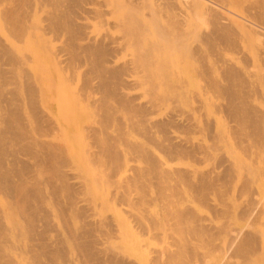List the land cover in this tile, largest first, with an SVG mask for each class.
Instances as JSON below:
<instances>
[{
    "label": "bare ground",
    "instance_id": "1",
    "mask_svg": "<svg viewBox=\"0 0 264 264\" xmlns=\"http://www.w3.org/2000/svg\"><path fill=\"white\" fill-rule=\"evenodd\" d=\"M85 1L86 0H52L53 10H52V12H50L51 14L48 15V17L50 16L49 17L50 21L47 19L49 23H47V22L46 23L49 25V27L51 28L52 31L55 30V33H56V31L61 32L63 30L62 32L65 34L66 33L65 30H66L67 31L66 35L69 34L68 35L69 39H67L68 42H67V46L65 48L61 47V49H57L54 52L53 51L51 52V50H50L49 53L50 52L52 53V56H51V54H50V56H51L53 62L55 61V64L54 63H51V64L58 66V67H56V69H57V71L60 70V74H62L63 72H65L69 69L72 70L73 68H71V67H73V65H75L76 61L79 60V63H80V61H82V62L84 61V63H86L87 70H85V71H88V69L90 71L88 73L84 72L85 76L90 74V73L91 74L93 73L94 75L97 74L98 78L100 77L99 81H101L100 82L101 84H98L99 82H97V81L96 82H97L98 86L100 85L99 88L102 90L104 98L101 95L103 98V102H101V103H103V106H102V104H100L102 106V108L98 107V108L102 109V111L99 110L100 113L102 112V114L99 115L98 113H96L97 118L99 119L98 122H96L95 124H90V125H86V124L82 125L84 122L83 123L79 122L78 124H76V126H74L75 123L79 120V119L77 120L78 116L77 117L74 116V119H72L73 118L72 117L71 122H68L69 125H67L68 123L66 124V121L69 120L70 116H73V114L75 112L77 113L81 109V106H78V104H79L78 102L79 101L82 102V100L80 99L81 98L80 96H83L84 89H86L87 87H88L87 89H89V83H91L93 81V80L90 81L92 79V78L90 79V76H88V77L86 76V78L83 80V84L79 88V93L77 94V96H79L78 102H75L73 108H71L72 111L68 112L67 116H65L66 112L64 113L63 110L58 111L57 113H55L56 111L54 113H52L51 110L53 111V108L49 109V106H48L50 101L47 100V103H48V104L46 103L47 106L42 103V100H41L42 98L44 99V98L48 97V99H50L49 96L47 95V93L45 92L47 89L45 90L43 88V85H42L43 82L41 83V85H39L40 82H39V84L37 83L38 86L37 85L34 86L33 84H31L32 82L31 83L25 82V84H27L25 86V88L27 87V90H28L27 94H29V98H28L29 102H27V103H29V105L32 107L31 113L33 111L34 113H32V114H34V116H36L35 119L37 120V126H38L37 129H39V132H42V133H38V136L35 135L37 137L41 136L38 139H36L37 137L34 138L35 136L31 137L32 134L26 133V132L29 133V131H28L29 129L26 131L25 130L26 126H24V125H27V124H24V122L26 120L25 119H24L25 121L22 120L23 117H21V115H20V110L18 109V107L15 106L16 104L14 103V101H15L14 97H19L20 94L16 96L15 94L12 93L11 90H9L10 92H4V93L2 91L0 92V193L2 194V197H3L2 200H0V264H66V261L68 259H69L68 260L69 262H67V263H69V264H208V261H210V257L214 251H219L221 253V256L223 259V264H254L255 252H256L255 250H259V248L255 249V246L257 247V245H256L257 244L256 243L257 238L255 240V235H256L255 229H248L247 227H246L247 229L243 228L244 224L242 227H239V226H241L239 224H238L239 226H236L237 224L234 226L233 225L234 223H232V221H234L233 219L238 215L237 213H239V215H238L239 217L241 215L244 217L243 219L244 220L247 219V221H251V220H254L253 218H256L255 214L257 212L255 213V197L254 196L257 195V192L255 193L254 187L256 184L254 185V183H255V174H256L255 172L258 171L257 170L258 167H256V164H258V163L255 164V161L258 159L257 158L258 154H259V156H261V159L264 158L263 152L257 151V150H260V148L262 150V147L264 145V143H261V142H264V129L262 130L261 129L262 127L260 126V124L264 123L263 122L264 119L262 120L264 115L259 114L260 112L257 110L256 107H255L256 108V110H255V108H253V106L250 105L251 103L248 104L249 103L248 100L244 99L245 102H248V103H245V102H243L244 101L243 99L238 100V98H235L239 95L240 92L236 93L238 91L235 92V90L233 88L230 92L232 93L233 90H234V92L231 94L228 91V89L225 88V86L228 87V84H229V88H230L231 82L228 81L229 77L232 78L235 75L234 72L231 71V69L228 70L229 69L228 68V69H226L228 71H223V70L222 71L225 72V74L228 77V79H227V77H224L227 79V82H228L226 85L224 84V89H227L226 91L231 96L227 93L229 98L227 99L228 100V102H226L227 104L226 105L224 104V105L226 106L225 110L227 111V115L229 117H231L230 122L231 123L233 122V124L227 125L223 122L225 125H222V126L225 127L227 125L225 131L215 130L216 128H212L216 123L214 122L213 119H211L209 116H207V114H205L206 117H204V120H202L203 123H201L200 119L201 118L203 119V117H201L199 115L200 119H197V117H199L198 116L199 113L196 114L197 109H200V108H197L196 111H194V112H196L194 114H193V110H195V108L190 110V112L189 111L187 113L184 112L186 114V117H183L185 115V114H182L183 112H181V114H179V113H177V109H174L175 111L173 109H171L174 111V113L169 111L170 114L167 113L164 116H159V118L156 117L154 119V117H155L154 113L156 111H154V110H153L154 112L151 111V112H153V114H154L153 115L150 112L149 108H152V107H154V109L159 108L158 103H160L161 101L157 102L154 100H161L162 97H164L162 99L165 100L166 98H168L167 96L170 97L171 95H173V97L172 96L170 97V100L172 102V98H175L174 96L176 95L175 94L176 91H175V93L173 92V90H175V88H173L174 85H170V83H169V85L164 84L167 87H165V89H164L165 91L163 92L164 94H162L163 96L161 97L160 95H158V96H160L159 99H157L158 96H156L155 99L152 98V101L155 102L154 104H157L156 107L153 104V102L149 101V99L147 101L152 103L153 106L148 105V104H150L149 102L147 104H146V102L139 103L137 101V99L140 97L139 96L140 93H139V95H137L136 92L133 93L131 90H129V88H131V86L134 87L135 85H137L135 79H132L129 77L124 78V76H123L124 73H125L124 75H126V71L128 70V67H126V69H125V67H120L121 64H119V67H117L116 65H118V64L115 65L114 64L115 62L112 60L115 58V57L113 58V54L115 52V49H117L116 45L118 44V47H120L119 46L120 43L118 41L120 39L117 38L116 39L117 41L115 40V38L112 39L116 43L115 46H113L114 42L110 40L111 39L110 35H109L110 39L108 40V39H105V37H103V34H101V37H102L101 39H97L100 35H98V37H95L97 35H92L94 37H91V33L89 35L83 34L84 31H86V30H84L86 27V24H85V26H84V24H83V26H80L81 23H83V22H82V20H81V23L79 21L77 22V19L79 20V18H77V17L80 16V18L83 19L81 14L82 13L85 14V12H87L86 10L82 12V9L80 8ZM199 1L197 0V3H199V5H200V3H202V2H199ZM19 2L21 3L20 6L21 5L23 6L25 1L19 0ZM26 2H27V0H26ZM48 2L49 1H47V3ZM132 2L135 3L134 1H131V3ZM192 2H195V0H193ZM8 3H9V1H8ZM138 3H140V2H138ZM138 3H137V5H134V6L137 7ZM172 3H175V2L172 1ZM178 3L180 4V6H182L181 4L183 3V0L181 3L180 2H178ZM84 4H88V3H84ZM176 4H177V2H176ZM187 4L189 5L188 7H190V4L188 2H187ZM6 5H8V4H6ZM11 5H12V2H11ZM13 5H14V3H13ZM103 5H105V4H103ZM130 5L132 6L133 4H130ZM130 5H128L129 10L131 8ZM140 5H141V3H140ZM162 5H163V3H162ZM183 5L185 6L186 4H183ZM194 5L197 7H200L199 5H197L195 3H194ZM202 5L205 6V8H207L206 11H207L208 15L210 16L208 18V20H210V18H211V22H212L211 26H213L210 29V30H212L211 31L212 33H210L209 35H211V37H212V35H214V34H218V35H219V33L222 34V31L225 29V22L224 21L227 20L226 14L223 15L224 12L221 9L220 10L222 12L215 9L216 7H214V6L213 7L210 6L211 8H209V6L204 5V3ZM202 5H201V11H203V10L205 11V9L202 8ZM20 6L14 5V6L8 7V8L5 7L6 9L3 8L4 9V12H3L4 17L2 16V18H5V20L7 22V23L6 22L5 23L7 24V27H9L11 34H13L15 36V38L17 36L18 40H19V37H22L24 39L23 36L25 34L27 35V33H29L28 32L29 29H26L29 26L27 25L26 22H25L26 24L23 22L24 21L23 18L25 16V13H24L25 11L23 10L24 8L22 9ZM87 6H89V5H87ZM100 7H101V5H100ZM136 7H135V9H136ZM85 8H87V7H83V9H85ZM111 8H112V6L110 5V7L108 6L104 10L101 9V11H99L96 8V10H94V11H98L95 13H98L99 15L101 14L99 17H101V16L103 17L104 15L107 16V14L109 12L111 13V11H110ZM77 9H79L81 11V12L79 11L81 14L78 15ZM131 9H134V8H131ZM170 9H172V8H170ZM170 9L168 10L169 13H170ZM176 9H178V7ZM179 9L181 10V7ZM196 9H199V8H196ZM250 9H252V8H250ZM27 10H28V8H27ZM91 10L93 11V9H91ZM155 10H156V8H155ZM130 11L131 12H129V13L133 12V10H130ZM156 11H159V10H156ZM173 11H175V10H173ZM126 12H127V10H126ZM151 12H154V9H152ZM26 13H27V11H26ZM157 15L159 16L160 14H157ZM175 16H176V14H175ZM151 17H153V16H151ZM159 17H157V18H159ZM122 18H124V17H122ZM136 18H138V17L136 16ZM150 19L151 18H149V20ZM128 20H130V18ZM136 20H138V19H136ZM152 20H153V18H152ZM103 21L105 22V20H103ZM124 21H125V19H124ZM150 21H148V22H150ZM172 21H174V20H172ZM104 22L102 24H104ZM129 22H131V21H129ZM135 22H134V24H136ZM228 22L229 21H227V24H226L227 26L230 24V23L228 24ZM122 23H124V22L122 21ZM140 23H139V25H141ZM154 23L156 24L155 21H154ZM47 24H45L43 26L48 27ZM129 24H125L126 26L123 25L124 27H122V28H125V27L128 28L127 25H129ZM147 24H149V23H147ZM150 24H151V22H150ZM142 25L145 26L146 23L144 24L142 22ZM157 25H158V23L156 24L155 28L159 27ZM143 26H141V27H143ZM147 26H149V25H147ZM181 26L183 27V25H181ZM82 27H84V28H82ZM150 27H151V25H150ZM182 27L179 26L178 28H182ZM131 28H133V27L131 26ZM228 28L230 29L231 27H228ZM105 29H106V27H105ZM133 29H134L133 32H136L137 26H136V29H135V27ZM151 29L152 28H150V30ZM158 29H160V28H157V30H156L157 32H158ZM229 29H227V30H229ZM145 30H146V28H145ZM148 30H146L147 32H143V33H149L150 30H149V32H148ZM164 30L162 31L163 33H164ZM175 30H176V28H175ZM175 30L174 31L172 30V32H175ZM181 30H179V31H181ZM156 31H155V33H157ZM179 31H177V32L179 33ZM151 32H152V30H151ZM162 32L160 33V36H161ZM63 33H62V35H64ZM143 33H140V34H143ZM227 33H225V34H227ZM11 34H10V36H11ZM86 34H88L87 31H86ZM187 34H189V33H187ZM83 35L85 36V38L83 37ZM144 35H147V34H144ZM151 35H153V33ZM173 35H174V33H173ZM209 35H208V37L210 38ZM227 35H229V34H227ZM86 36L87 37L90 36L91 38H86ZM124 36H125V34H124ZM232 36L228 37V39L232 38ZM11 37H13V36H11ZM107 37L108 36H106V38ZM121 37H122V35H121ZM126 37L127 36H125V40L127 39ZM136 37H138V36H136ZM136 37L134 36L135 40L138 39ZM139 37H140V35H139ZM148 37H150V35ZM162 37H164V36H162ZM165 37H166V35H165ZM172 37L173 36H171V38ZM223 37L224 36H221V38H223ZM157 38H159V37H157ZM178 38H179V36H178ZM213 38H214V36H213ZM132 39H129V40L132 41ZM80 40H82V41L84 40V42H81ZM210 40H211V38H210ZM214 40H215V38H214ZM229 40L233 41V39H229ZM128 41H126L125 43H127ZM140 41H142V40H140ZM146 41H148V40H146ZM158 41L159 40H156L155 42H158ZM212 41L213 40H211V42ZM215 41H213V42H215ZM217 41H218V39H217ZM236 41H238V40H236ZM152 42H153V40H152ZM10 43L14 45V43L12 42V40H10V38L5 39L4 37L2 38V36H0V83H1V80L2 81L4 80V83H5L6 79L10 78L8 76V74L11 73V69H13V67L16 68V66H18V65L20 66L21 64H24V62L27 61L29 58H30V60L34 59V55H30L28 58V57H26V54H25V57H23L24 56V54H23L22 55L23 58H22L21 55L18 53L16 54L15 50L13 49L15 45L11 46ZM143 43H145V42H143ZM148 43H149V41H148ZM151 43H150V46H151ZM65 44H64V46H65ZM140 44H141V42H140ZM157 44L159 45V42ZM231 44H232V42H231ZM121 45H123V43H121ZM207 45H208V42H207ZM139 46H142V45H139ZM176 46H178V45H176ZM185 46L187 47V44ZM235 46L237 47V45H235ZM58 48H60V47H58ZM45 49L46 48H44V50ZM207 49H208V46H207ZM136 50H137V48H136ZM178 50H180V49H178ZM192 50H193V48H192ZM192 50H190L191 53H193ZM186 52H188V51H186ZM37 53H39V52L37 51ZM150 53L151 54H149V55H152V51ZM199 53L200 52H198V54ZM218 53H219V51H218ZM82 54L84 56H82ZM140 54L143 55V53H140ZM186 55H188V53ZM146 56H148V54ZM141 57H139V59L137 57V59L139 61L138 63L140 65H142L145 61H147V60H145V57L143 60ZM146 58L148 59L149 57H146ZM82 59H84V60H82ZM135 60H134V64L136 63ZM215 60H217V59H215ZM142 61H144V62L141 64ZM224 61H225V58L223 59V62ZM214 62H216V61H214ZM87 63H89V66H90V67L88 66L89 68L87 67V65H88ZM130 63H131V61H130ZM148 63H146V64L148 65ZM76 64H78V63H76ZM123 65L129 66V65H127V63L123 64ZM150 65H151V63H150ZM81 66H83V65H81ZM218 66H220V65H218ZM234 66H235V64H234ZM234 66H231V67H234ZM137 67H138V65H137ZM140 67H142V66H140ZM143 67L141 69H143ZM228 67H230V66H228ZM76 69H75V71H76ZM70 70L67 73L71 72ZM232 70H233V68H232ZM24 71H25V69H24ZM238 71H240V70H238ZM72 72H74V71L72 70ZM235 72H237V70ZM241 73H243V71ZM28 74H30V73H28ZM60 74L55 77V78L61 77L60 79H58L59 82L58 81H56V82L53 81V82H55L56 84H57V82L61 83V84L63 83L64 87H66L67 86L65 83L66 80L68 81L71 78L69 77L70 79H66V78H68V76L66 74L63 73L61 76H60ZM69 75H70V73H69ZM248 75H249V73H248ZM257 75H259V74H257ZM127 76H131V75H127ZM201 76H202V74H201ZM221 76H222V74H221ZM242 76H243V74H242ZM242 76H240V77H242ZM245 76L247 77V74L244 75V77ZM250 76H252V75H250ZM250 76H248V77H250ZM30 77L31 78L33 77L32 73L27 78H30ZM37 77H38V75H37ZM146 77H148V75ZM248 77H247V79H249ZM81 78H83V77H81ZM206 78H208V77H206ZM10 79H12V81H13V76ZM10 79H9V81H10ZM147 79H144L143 81H145ZM157 79H159V78H157ZM202 79H204V78H202ZM221 79H223V78H221ZM226 79H223V80H226ZM149 80L150 81L147 80L146 83L142 82V87H144L145 90H147L149 92H153V91L156 92L157 91L156 89L159 88L160 83L161 84L163 82L168 83L166 78H165L166 81H164V79H163V82H160L159 84L157 83L156 79L154 80V78H153V80L151 78H149ZM160 80H158V81H160ZM215 80H213V81H215ZM17 81H19V80H17ZM27 81H30V79ZM34 81H35V79H34ZM247 81L245 83H247ZM252 81H254V80L252 79ZM252 81H249V82H252ZM48 82H50V81H48ZM242 82H244V81H242ZM35 83H36V81H35ZM93 83H94V81H93ZM217 83H218V79H217ZM23 84H24V82H23ZM161 84H160V86H161ZM240 84L241 83H239V85ZM3 85L4 84H2V86ZM10 85L11 84H9V86ZM13 85H15V84L13 83ZM17 85H18V83H17ZM214 85L217 86L216 83H214ZM214 85H213V87H214ZM247 85H248V83H247ZM252 85H254V84H252ZM2 86H1V88H2ZM5 86H3V88ZM39 86H40V88H39ZM222 86H223V82H222ZM240 86L236 87V85H235V88L239 89V88L243 87V85L241 87ZM244 86L246 87V85H244ZM90 87H91V85H90ZM133 87H132V90L135 89ZM135 87H138V86H135ZM213 87L211 88V90L213 89ZM217 87H219V84ZM3 88L1 90H3ZM4 89H5V91H8V84H7V90H6V88H4ZM9 89H10V87H9ZM13 89H15V88L13 87L12 90ZM222 89H223V87H222ZM242 89H244V87ZM158 90H161V89H158ZM43 91H44V95H47L46 97H43L44 96V95H42ZM25 92H26V90H25ZM143 92L145 93V91H143ZM57 93H59V92H56V94ZM61 94H63V93H61ZM214 94H215V92H214ZM246 94H248V96L251 97V94L249 95L248 91ZM101 96H100V98H101ZM149 96H150V94H149ZM228 96H226V97H228ZM239 96H240L239 98H242L243 96H245V94L242 96V93H241ZM51 98H52V96H51ZM55 98L59 99V97L54 96V99ZM244 98H247V96ZM17 99L18 98H16V100ZM109 99L115 100V101L111 100L113 102V104L115 102H117L118 105H120V107L119 106L116 107L117 104L116 103L114 104L115 105V107H114L115 111L119 107V111L123 108H126L127 111L131 113V116H130L131 121H130V119L125 118L126 114L128 113L126 111V109H123V111L125 110L127 113L125 112V114H124V112H123L124 115L123 116H122V114H120V115L123 117V119L126 120L125 123L123 122V124L126 125L127 122L130 121L131 122V128L132 127L135 128V129H133L134 131L136 130L135 132L133 130H131L132 134H134V136L132 135L133 136L132 138L134 140L131 138V133H130L131 131L128 130L130 128H128L127 125L125 127L122 126V123L120 121H123V120H122V118L120 120V117H121L120 115H119L120 121L119 122H117L118 120L115 121V122H117L115 124V127H113L115 122H113L111 125L113 128H115L116 131L119 129L118 130L119 134L114 130L117 133V136L119 135V138L115 137L114 134L111 135V133H108V134L106 133V132L113 131L112 129L109 128V126H110L109 123H111V121L115 120V118L113 116L118 115L117 112L115 113L114 110L112 111L111 105L108 104L111 102V101L107 102V100L109 101ZM235 99H237V100L235 101ZM40 100H41V102H40ZM45 100L46 99H44V103H45ZM170 100H168V101H170ZM199 100L200 99H198V101ZM60 101H62V100L61 99L58 100V103H60ZM99 101H102V100H99ZM239 101H242V102H239ZM22 102H23V100H22ZM112 102H111V104H112ZM135 102H137V103H135ZM166 102H167V100H166ZM40 103L44 107L41 106ZM76 103H78V104H76ZM164 103H165V101H164ZM121 105L123 106V108H121ZM25 106L27 107V105H25ZM59 106L61 108V103L59 104ZM219 106H220V104H219ZM225 106L223 107V109L225 108ZM51 107H52V105H51ZM200 107H202V106H200ZM215 107L217 108L218 106H215ZM191 111H192V114H189V113H191ZM112 112H114L115 114ZM178 112H180V111H178ZM130 113H128V114L130 115ZM149 113H151V114H149ZM32 114H30V116ZM128 114H127V117H129ZM148 114L150 117H152L151 115L154 116V117H152L153 120H152V118L150 119V117L147 116ZM187 114H189V115H187ZM218 114H219V112H218ZM98 115H99V117H98ZM179 115H180V117H179ZM195 115L197 117L194 118L192 121V118H193V116L195 117ZM262 115H263V117H261ZM22 116H23V114H22ZM34 116H32L31 118H33ZM146 116L149 119H147ZM144 117L147 119L146 124L142 123V122H144ZM216 118L218 119L219 117L216 116ZM35 119L33 120V122L36 121ZM195 119L200 121L199 123H201V126L198 123L196 124L197 128L194 126L195 125L194 123L197 122V120L195 121ZM225 119H226V117H225ZM80 120H82V119H80ZM149 120H151V121H149ZM148 121L150 122V124L148 123ZM26 123H28V122H26ZM70 123H73V125ZM34 124H36V123H34ZM117 124L119 127L118 126L116 127ZM175 125H176L175 128H182V129L184 128V130L179 129L178 132H180V130L182 132L186 131V134L183 136V133L180 132L177 134H182V135H177V134L174 135V132H176V131L171 132V128L174 127ZM177 125L179 127H177ZM69 126H71V127H69ZM128 126H130V124H128ZM262 126L264 127V124ZM69 128H72L73 132H72V134L69 135L68 138H67V136H65V138L68 141H69V138H73L72 139L73 141L72 140L69 141L70 143L68 141L64 140L63 135H61V134L66 132L65 131L66 129H69ZM103 128H106L107 131L105 132V130H103ZM194 128H195V130L196 129L200 130L201 128L204 129L206 132L209 133V134L207 133L208 135H205L204 138H206V136L207 137L209 136V137L206 138L205 141H204V138L202 139L203 141H201V140L198 141L196 137H195L196 140H194L195 138L193 136H192L193 137L192 138L191 137L192 134H190L194 130ZM122 129H124L125 131H123ZM137 129H138V132L139 131L142 132L144 136L142 135L141 137H139V135H137L139 138L135 137V134L138 133ZM191 129H193V130L191 131ZM195 130L193 132H195ZM204 130H202V131L205 132ZM114 131L112 133H114ZM44 132L45 133L49 132V133L53 134V136L55 135L56 138L52 137V135L50 134L51 135L50 137H52V140H49V138H48V140H43V139H46L45 136H47ZM125 132L127 135L124 134ZM206 132H205V134H206ZM36 133H37V131H36ZM41 134L44 135V138H43V135H41ZM128 134L130 135V137ZM195 134H196V132L194 133V136H195ZM225 135L230 136V138L232 140H234L235 146L232 145V147H231V148H233V146H234V149H231V148L229 149L228 147H226L224 145L222 146L223 141H221V139ZM125 136L128 137L129 139L126 138ZM142 137H144V140L142 139ZM135 138L138 141L135 140ZM117 139H119V140H117ZM139 139H142L143 141H145V142L147 141V142L142 143V141ZM84 140H86L88 142V148L85 150V154H84L85 156L81 155L84 159H86L87 161H90V163H96V164L99 162H102V161H103L102 163L107 162V166H108L107 174H109L108 175L109 177L105 175L106 176L105 180H103L104 177L102 178V176H101L102 181H100V183L102 185L100 183H98V181H95L97 179V176L99 175L97 171L92 170L96 174H98L97 176L93 175L94 173H91L92 168H90V171H91L90 173L93 176H96V179H94L95 177L91 178V177H93L92 175L90 177L88 176L89 177L88 178V177H85V176H82L81 174H79L78 170H80V169L77 168L78 165L77 166L75 165L73 158H74V156H76V154L73 153V149H75V147L78 148L77 147L78 144H80L82 141L87 144V142H85ZM257 140L258 141L260 140L259 144H261L262 147H260L261 145H259L258 142L256 143ZM122 141L124 142V144H122L123 143ZM226 141H228V140H226ZM83 142H82V144H83ZM125 142L127 145L125 144ZM150 142L154 144L153 148L160 147L164 151V153L161 151V149H160L161 152H155L156 149H154V152H153V150H151V148L147 146V143L149 144ZM118 145H120V146L126 145L125 146L126 149H128V150L130 149V151H123V149L125 147L122 148L119 146L123 151V153H121L122 151H120L121 149L119 150ZM155 145L158 147H155ZM255 145H257V146L255 147ZM151 147H152V144H151ZM222 147H224V148H222ZM79 148H81V146ZM149 148L155 154H153L149 150ZM257 148H259V149H257ZM126 149H124V150H126ZM216 149H217V151L219 150L218 154L216 153L217 151L214 152ZM76 150H74V151H76ZM255 151L258 154H256ZM125 152H130L129 154L133 153L132 155L139 156L137 158H136V156L133 157V159L136 158L134 161L136 163H137V161H139L137 159L140 158V161H139L140 163H138V167H136V168L131 167V168H133V170H132V169H129L131 165L127 164L129 166V168H128L126 163H128L129 160L132 161V159H128L127 157H124V156H126ZM212 152L214 153V154H212L213 159L215 158L217 160L214 159L216 161V164L214 163V160H213V165L215 164V167L214 168L211 167L212 168V170H211L210 168L208 169L203 165L204 163H206L203 161H206V158L207 159L211 158ZM158 153H160L161 155ZM77 154H78V152H77ZM162 154L165 155L163 157H160L161 159L164 158L163 162L161 161V159L159 157L158 158L160 160L156 157L157 155L162 156ZM215 154L221 156L219 160H218L219 156H218V158L214 157ZM122 156L124 157V159L126 158V160H124ZM181 156L184 157L185 159L190 158L189 159V160H191L190 163H188V162L186 163L187 160L185 161V159H184L185 165L181 164L182 166H177L175 164L173 165V162L171 164V161L175 162L174 159H176V158L178 159V157H181ZM255 157H256V160H255ZM130 158H132V157L130 156ZM141 158H142V160H141ZM122 160H124V161H122ZM144 160H145V162L143 163L142 161H144ZM208 160L210 162L212 160V158H211V160L210 159H208ZM121 161L123 164H121ZM261 161L262 160H260L259 162H261ZM124 162H126V163H124ZM202 162H203L202 165L205 168H203V166L197 167L198 164H201ZM37 163H39L40 165L43 164V166H44L43 168L38 165V168L43 169V170H39L37 168V166L34 165ZM119 164H121L122 168L124 165H126L127 170H124V171L125 172L126 171L131 172V170H132L133 174L131 173L129 175V177L127 175V177L125 178L127 180V181L125 180L126 181L125 184H126V187L128 189L127 191L125 188H123V186L121 187V190L123 188V189H125V191L124 190L121 191L120 189L117 190L119 188L118 187L119 185H118L117 186L118 188L116 187L117 189H114V190H116L115 194H112V193L110 194V190H112V191H114V190L109 188L110 184L107 182L108 181L107 179L109 178V181L112 184H113V182H115V181L110 180V177L113 175V173H114V175H115V173H117V171L119 170V166H120ZM140 164L141 165L144 164L145 166L146 165H148V166L139 167ZM207 164H209V163H207ZM260 164H261V167H262V165L264 166L263 161ZM49 166H51V171H53V173L51 174V175H53L52 178L54 177L53 178L54 180H55V178H57L56 180L58 182L57 181L54 182L53 179H50L49 177L47 178V177L43 176L44 175V173H43L44 168L45 167L47 168ZM104 166L107 167L106 165H104ZM121 166H120V168H121ZM135 166H137V165L135 164ZM33 167L34 168L36 167L37 170L34 171ZM207 167H208V165H207ZM96 168H97V166H96ZM255 168H257V169H255ZM116 169H118V170L116 172H114ZM124 169H125V166H124ZM255 170H257V171H255ZM261 170H262L261 172L264 171L263 169H261ZM236 172L238 173L237 178H236V180L238 179V181H237L238 184L237 183H236V185L234 184L236 192L234 191V189H233V191L236 194L241 193V194H244L245 196L243 195L244 200L242 201L243 202L242 206L239 207L240 210H238L237 213H235V215L236 214L237 215L236 216L233 215V217L234 216L235 217L232 218L231 214L234 211H236V209H235V207L230 206L231 205L230 203H232L233 201L231 202V200H228V199H230V197L234 193L231 192L232 195H229V197H227V194H228V191L230 193V190L228 187H230L231 186L230 184L235 181L234 180L235 178H233V175H234V173L236 174ZM42 173H43V175H42ZM102 174H103V172H102ZM124 175L126 176V173ZM124 175H123V177H124ZM261 176H263V175H261ZM115 177H116V175H115ZM232 179L234 180L233 182H231ZM260 179H259V181H261ZM120 180H121V178H120ZM122 180H123V178H122ZM94 182H96V184ZM116 184H118V183H116ZM149 184H150V186L153 185L152 186L153 189L151 187L152 193H154L155 188L157 190V193L158 192L160 193L158 195H161L160 196L161 202H159L160 201L159 199H158L159 200L158 202L161 204L163 203L164 205L163 204L160 205L159 203H157L160 205V207H158L159 205L156 204V200H157L156 198H158V196H156V193H155L154 195L156 197H153L154 195L149 191V192H147L148 196H149V194H151L150 197H152L154 200L155 199L156 200L153 201V199L149 197L150 199H152V201H153L152 202L151 200H149L147 198L148 196L146 195L147 196L146 198L148 199L147 202L151 201L152 205H150V204L148 205V203H150V202H148L145 204V206L146 207L151 206L152 209L146 208L144 206V209L145 208L146 209L143 210V207H142V210H140L141 208L138 209L136 207V205L138 204L137 202H139V204L140 203L142 204V202L144 204L146 202L145 201L146 200L145 199V194H146L145 192H146V190L148 191L147 188H148ZM121 185H122V182H121ZM154 185L156 187H154ZM100 186H102V188ZM111 186L113 188L114 184ZM61 187H62V190H61L62 192H60ZM97 187L99 188V190H101L103 188L106 189L108 187V191H106L107 193L104 192V193H106L105 195H104V193L100 192L101 194L99 196L98 195L99 192L97 190ZM132 187L138 189L137 192H139V193L136 194V192H135L136 189H135V191H133L134 188L132 190ZM130 188H131L132 192L136 194L135 195L136 197L135 196L133 197L132 192L130 194V192H129ZM232 188L230 187V189H232ZM63 191H65L66 195L64 194ZM47 195L52 196V200H51L52 202H49L50 199H48L49 201L46 200V203H45L46 205H44L43 201L47 198ZM61 195H62V198L65 195L66 200H65V197H64V199H62ZM162 197L165 199V200L163 199L164 202H162ZM232 197H234V196H232ZM169 198H171V199H169ZM241 198H242V196H241ZM68 199H70L71 201L70 200L67 201ZM75 199L77 200L79 207L74 202H72V200L75 201ZM63 200H65L68 204H69V202L70 203L72 202L71 203L72 208L75 205H76L75 207L78 208V210H76V209L71 210V213H72V211L74 212V213H72V216L75 215V213H76V215L78 216L80 221L77 222L78 223L77 225H76V222L73 221L75 223L74 224L75 227H73L74 225H70L73 229L72 232L70 231V235H71L70 238H72V239H70V238L68 239V240H72L73 243L71 241H70V243H72L75 250L77 249V251H78V252L75 251L78 254L75 253V255H73L74 258L71 257L72 254L70 255V258L67 257V255L69 256V254H70L69 251L73 248V246H72V248L70 247L71 249H68L67 247H69L70 244L69 245L67 244L68 246L65 244V243L69 242V241L66 242V238H67L66 236L69 234L68 233L69 231H67L68 234H66V232H65L66 227H67V229H70V230H71V227L69 226L70 227L69 228L68 226H64L65 224L67 225L68 221L65 224L63 223L64 222L63 220L66 221L65 216L68 214L67 210H69V212H70V209H72V208H71V206H68V207H70L68 209L66 207V204H64ZM117 200L120 202L121 205H124L125 208L120 207V209H119V206H121V205L119 204V206H118ZM140 200H141V202H140ZM228 201H230V202H228ZM47 202H49V203H47ZM197 203L199 205H197ZM260 203H261V201H260ZM54 205L58 206L57 208H59V210H60L59 211L60 217L57 216L59 218L58 219L59 221L56 223H55V220H53L51 218L52 217L51 214H53L54 212L51 213V211H50L52 208H55ZM161 206H163V211L160 210ZM237 206H239V205H237ZM260 206H262V205H260ZM260 206H259V208H260ZM153 207L155 209V212H157L156 211V209H157V210H160L161 214L159 212V213L155 214L156 215L155 216ZM155 207H157V208H155ZM57 208H55V210H58ZM203 208L204 209L207 208V209L211 210V213H209L210 211L208 210L209 214H207L206 213L207 210L204 211ZM233 208H234V210H233ZM147 209H150V210H147ZM230 209H232L233 211ZM63 210H65V212L67 214L64 213ZM259 210L260 209H258V212H259ZM148 211H149V213H147ZM151 211H153V212H151ZM121 212L122 213L125 212L126 215L123 216ZM57 213L58 212L56 211L55 214H57ZM259 213H261V212H259ZM157 215H160V216H157ZM161 215L163 217H161ZM67 216H69L68 218H70V215H67ZM73 217H76V216H73ZM78 218L76 217V220ZM230 219H232V220H230ZM239 219H237V220H239ZM237 220L235 218L234 222L236 223ZM61 221H63L62 224H64V225H62L60 223V225L57 226V228H56V225H58L59 222H61ZM164 224H165V226H164ZM166 224L169 225L168 229L166 228V226H167ZM249 224H250V222H249ZM253 224H252V226H253ZM161 225H162V227L164 226L167 230L170 229L169 230L170 234H167L168 231H166L165 228H164V230H165L164 233H166L167 236H169L171 238L167 237L166 234L163 233L162 229L159 230L161 228ZM250 225H248V227L252 228V226H250ZM253 228H255V227L253 226ZM123 230L124 231L127 230L130 232L132 231V233H134L135 231L138 230L137 233L139 235L138 236L135 235L137 237H135L134 241H131V242L128 241L129 243L127 245L125 243V240H127V237L125 239L122 238V237H125V236H123V234H124ZM160 231H162V232L160 233ZM95 232H96V234H99V237L101 236L103 238V239H101V241L100 240L98 241L99 245H98V243H96V241H97L96 239L98 238V235H95ZM145 233H147V236L149 235V238L153 237L154 240H155L154 237L157 236L156 237V239H157L159 236L164 234L163 236H166L168 239H171L172 242L170 241L171 243H169V245H168V242L166 241L168 239H165L166 244H167L166 246H163L165 243L161 246L158 245L157 247H155L154 245L150 246V244H148L147 242L145 243L142 241L143 240L142 237ZM70 235H68V237ZM23 236H25L26 238L29 239V240L25 239L26 241L27 240L29 241L28 245H26V248H25L26 251L23 252L24 250H22V253H25L28 256V257H26L28 260L26 258L24 260L25 262L28 261V263H24V261H21V262L18 261L19 256L21 255L20 253H17L18 260H17V258L14 257V255H16V254H14L15 253L14 249L15 248L19 249L17 247L21 248L22 243L20 241L22 238H24ZM139 236L140 237L142 236L141 237L142 239H140ZM20 237H22V238H20ZM116 238L117 239L119 238L118 243H116V241H117ZM145 238H146V235H145ZM149 238H148V240H149ZM108 239L111 241L115 240L114 241L115 244H114V242H111V243L108 242L107 243V241H109ZM122 239H124V241ZM153 239L151 238V240H153ZM160 240H156V241H160ZM194 240H195V242L196 241L197 242L194 243L193 242ZM218 241H219V243H218ZM101 242H103L105 245L103 243L101 244ZM163 242H164V240L160 243L162 244ZM106 243L108 245L109 244H111V245L107 247L108 249H106V247H105V250H104L102 248L103 247L102 245L106 246ZM153 243H156V242H153ZM7 245H9L8 247H12L13 250L11 248L6 247ZM97 245L99 248H102V249L97 248ZM132 245L134 247H132ZM100 246H102V247H100ZM74 248L72 249L73 252H74ZM132 248L135 249V250H133V252H132ZM229 251L232 253V255H229V253H228ZM67 252L69 254H67ZM25 254H23V255H25ZM23 255H21V257ZM230 256H232V257L235 256V257L240 258L239 262L238 261L236 262V260L238 259L237 258L235 260V262L232 263L233 260L231 261L229 259ZM20 259H23V257Z\"/></svg>",
    "mask_w": 264,
    "mask_h": 264
},
{
    "label": "rangeland",
    "instance_id": "2",
    "mask_svg": "<svg viewBox=\"0 0 264 264\" xmlns=\"http://www.w3.org/2000/svg\"><path fill=\"white\" fill-rule=\"evenodd\" d=\"M8 1H9V3H8ZM14 1V2H13ZM25 2H24V4H23V6L21 5L20 6V2H19V0H0V36H2V38L4 37L5 39L7 38V39H9L10 38V40H12V42L14 43V45L13 44H11V46L13 45L14 46V50H15V52H16V54L18 53V54H20L21 55V57H22V55L24 54V56L23 57H25V54H26V57H28L29 58V56L30 55H34V59H32V60H30V58L27 60V61H25L24 62V64H21L20 66L18 65V66H16V68L15 67H13V69H11V73H9L8 74V76L10 77V78H12V76H13V81H12V79H10V78H7L6 79V81H5V83H4V80L2 81L1 80V83H0V92L2 91L3 93L4 92H10L9 90H11L12 91V93L13 94H15L16 96L17 95H19V97H14V103L16 104H14L16 107H18V109L20 110V115H21V117H23L22 118V120H24L23 122H24V124H27V125H24V126H26L25 127V130L27 131L28 129V131H29V133L28 132H26L27 134H32V136L31 137H33V136H35V135H37L38 136V133H42V132H39V129H37L38 128V126H37V120L35 119L36 118V116H34V114H32V113H34L33 111H32V113H31V110H32V107L29 105V103H27V102H29V94H27L28 93V90H27V87L25 88V86L27 85V84H25V82L26 83H31V84H33L34 86L35 85H37L38 86V84H39V82H40V84L39 85H41V83H42V85H43V88L46 90L45 92L47 93V95L49 96V98L50 99H48V97H46L47 95H44V91H43V94L42 95H44L43 97H46V98H44V99H46L45 100V103H44V99L42 98H40L41 100H42V103L44 104V105H46L47 106V100L48 101H50L49 102V109L50 108H53V111L51 110V112L52 113H54L55 111V113H57L58 111H61V110H63L64 111V113L66 112V115L65 116H67L68 115V112H70V111H72V109L71 108H73V106H74V104H75V102H78V99H79V96H77V94L79 93V88L82 86V84H83V80L86 78V76L88 77V76H90V81H94V83H93V81L91 82V83H89V89H84V91H83V96H80L81 98V100H82V102H78V103H76V104H78V106H81V109L76 113H74L73 114V116H70V118H69V120H67L66 118V124L68 123V122H71V120L72 119H74V116L75 117H77L78 116V118H77V122L75 123V125L74 126H76V124H78L79 122L80 123H83L82 125H84V124H86V125H90V124H95L96 122H98V118H97V114L96 113H98L99 115L100 114H102V112L100 113V111L99 110H101L102 111V109H100V108H98V107H101L102 108V106H103V103H101V102H103V98H104V96H103V93H102V90L99 88V86H98V84H101L100 82L101 81H99V78H98V75L97 74H88V75H86L85 76V73L87 72H90L89 71V69H88V71H85V70H87V68H86V63H84V61L82 62V61H80V63H79V60L78 61H76V63H78V64H76L75 63V65H73V67H71V68H73L72 70L74 71V72H72V70H70L71 72H69L70 73V75H69V73H67L69 70H67V71H65V72H63L64 74H66L67 76H68V78H66V79H70V80H66V87H64V84L62 83H58L59 82V80L58 79H60L61 77H59V78H55L56 76H58L59 74H60V70L59 71H57V69H56V67H58L57 65L55 66L54 64H55V61L53 62V60H52V58H51V56H52V51L54 52L55 50H57V49H61V47L62 48H65L66 46H67V39H69L68 38V35H66L67 34V31L65 30V34L64 35H62V33L61 32H58V31H56V33H55V30L54 31H52L51 30V28L49 27V25L47 24V23H49L48 22V20H49V17H48V15H50L51 13L50 12H52V10H53V5H52V0L50 1V0H27V2H26V0H24ZM47 1H49L48 3H47ZM88 1V2H87ZM127 1V2H126ZM131 1H134L135 3H131ZM167 1V2H166ZM169 1V2H168ZM172 1L173 2H175V3H172ZM185 0H183V3L181 4L182 6H180V4L178 3V2H182V0H86L84 3H88V4H84L83 3V5L80 7L81 9H82V12L83 11H87V12H85V14H81L80 12V10L79 9H77L78 10V15L79 14H81V16H82V18L83 19H81L80 18V16L79 17H77V18H79V20L77 19V22L79 21L80 23H81V20H82V22L83 23H81V25L80 26H83V24H84V26H85V24H86V27H85V29L84 30H86L87 31V33L88 34H86V31H84V35H89L90 33H91V37H94V36H92V35H97V36H95V37H98V35H100L97 39H101L102 37H101V34H103V37H105V39H110V36H111V41H113L112 39H114L115 38V40L118 38V39H120V40H118L119 41V46L120 47H118V44L116 45V48L117 49H115V52H114V54H113V58L114 59H112L115 63V65L116 64H118V65H116L117 67H119V64H121V66L120 67H125V69H126V67H128V70L126 71V75H124L123 74V76H124V78L125 77H129V78H132V79H135V81H136V84L137 85H135V86H138V87H133V86H131V88H129V90H131L133 93H135L136 92V94L137 95H139V93H140V97L137 99V101L139 102V103H141V102H146V104L149 102V101H151V102H153V104L155 103L154 101H157V102H162L164 99H162V98H164V97H162L163 95L162 94H164L163 92L165 91L164 89H165V87H167L166 85H164V84H167V85H169V83H170V85H174V87L173 88H175V90H173V92L175 93V91H176V95L174 96L175 98H172V102H171V100H170V97L172 96L173 97V95H171L170 97L169 96H167L168 98H166L164 101H165V103H164V101L160 104V103H158L159 105H158V107L160 108H155L154 109V107H152V108H149V110H150V112L151 111H156L154 114H153V112H151L153 115H151L152 117H154V119L157 117V118H159V116H164V115H166L167 113H169V111L170 112H172V113H174V109H177V113H179V114H181V112H183L182 114H185V113H187L188 111L190 112V110H192V109H194L195 108V110H193V114L194 113H196V112H194V111H196V109L197 108H200V109H197V113L196 114H198V116L200 115L201 117H203V119L201 118L200 119V116L199 117H197L196 115H195V117L193 116V118H192V121H193V119L194 118H196L197 117V119H200L201 120V123H203L202 122V120H204V117H206V115L205 114H207V116H209L211 119H213L214 120V122L216 123H214L213 125V127L212 128H216L215 130H220V131H225V129H226V126L228 125V124H233V122L231 123L230 121V119H231V117H229L228 115H227V111L225 110L226 109V102H228V98H229V96L227 95V89H228V91L230 92L233 88H234V90H235V92L236 91H238V92H236V93H239V95L242 93V96L245 94V96H241L242 98H239L240 96L238 95L237 97H235V98H238V100H241V99H245V100H248V102H245V100L243 101V102H245V103H248V104H250L251 106H253V108H257V110L260 112L259 114H263L264 115V0H198L199 2H202V3H200V5H199V3H197V0H195V2H192L191 0H186L185 2H184ZM191 3H190V2ZM224 1V2H223ZM260 1V2H259ZM11 2H12V5H11ZM16 2V3H15ZM94 2V3H93ZM138 2H140L141 3V5H140V3H138V6L136 7V6H134V5H137V3ZM147 2V3H146ZM165 2V3H164ZM176 2H177V4H176ZM187 2L190 4V7H188L189 5L187 4ZM223 2V3H222ZM13 3H14V5H19L25 12V16H24V23L26 22L27 23V25L30 27H28V28H26V29H29L28 30V32L29 33H27V35L25 34L23 37H24V39L22 38V37H19V40H18V37L16 36V38H15V36L13 35V34H11V31L9 30V27H7V22H6V20H5V18H2V16H3V12H4V9L3 8H8V7H12V6H14L13 5ZM19 3V4H18ZM133 4L132 6L130 5V4ZM162 3H163V5H162ZM168 3V4H167ZM193 3V4H192ZM194 3L195 4H197V5H199L200 7H197V6H195L194 5ZM204 3V5H208L209 6V8H211V7H216L215 9H217V10H219V11H223L224 13H223V15H225L226 14V18H227V20L226 21H224L225 22V29L222 31V34H220L219 33V35L218 34H214V35H212V37H211V35H209L210 33H212L211 31L212 30H210L213 26H211L212 25V22H211V18H210V20H208V18L210 17L209 15H208V13H207V8H205V6H203L202 4ZM253 3V4H252ZM6 4H8V5H6ZM26 4V5H25ZM40 4V5H39ZM103 4H105V5H103ZM147 4V5H146ZM174 4V5H173ZM183 4H186L185 6L183 5ZM10 5V6H9ZM48 5V6H47ZM87 5H89V6H87ZM100 5H101V7H100ZM110 5L112 6V8L110 9V11H111V13L109 12L108 14H107V16L106 15H104L103 17L101 16V17H99L100 15L98 14V13H95V12H98V11H94V10H96V8H97V10H99V11H101V9H105L106 7H110ZM128 5H130V7L131 8H134V9H131L130 8V10H133V12L132 13H129V12H131L129 9H128ZM168 5V6H167ZM201 5H202V8H204L205 9V11L203 10V11H201ZM252 5V6H251ZM260 5V6H259ZM28 6V7H27ZM52 6V7H51ZM193 6V7H192ZM207 6V7H208ZM211 6V7H210ZM249 6V7H248ZM257 6V7H256ZM262 6V7H261ZM28 8V10H27V8ZM83 7H87V8H85V9H83ZM92 7V8H91ZM95 7V8H94ZM104 7V8H103ZM135 7H136V9H135ZM167 7V8H166ZM172 8V9H170V8ZM178 7V9H176ZM181 7V10L179 9ZM255 9H254V8ZM5 8V9H6ZM99 8V9H98ZM155 8H156V10H159V11H156L155 10ZM170 9V13H169V9ZM189 8V9H188ZM196 8H199V9H196ZM219 8V9H218ZM250 8H252V9H250ZM91 9H93V11L91 10ZM152 9H154V12H151V10ZM185 9V10H184ZM221 9V10H220ZM3 10V11H2ZM126 10H127V12H126ZM136 10V11H135ZM173 10H175V11H173ZM184 10V11H183ZM254 10V11H253ZM259 10V11H258ZM26 11H27V13H26ZM80 11V12H79ZM92 11V12H91ZM172 11V12H171ZM221 11V12H222ZM91 12V13H90ZM139 12V13H138ZM174 12V13H173ZM205 12V13H204ZM31 13V14H30ZM156 13V14H155ZM255 13V14H254ZM28 14V15H27ZM30 14V15H29ZM128 16H127V15ZM150 16H149V15ZM157 14H160L159 16L157 15ZM172 14V15H171ZM175 14H176V16H175ZM178 14V15H177ZM208 16H207V15ZM77 15V14H76ZM77 15V16H78ZM124 15V16H123ZM181 15V16H180ZM253 15V16H252ZM126 16V17H125ZM136 16L138 17V18H136ZM151 16H153V17H151ZM156 16V17H155ZM173 16V17H172ZM4 17V16H3ZM42 17V18H41ZM97 17V18H96ZM105 17V18H104ZM122 17H124V18H122ZM130 18V20H128L129 18ZM157 17H159V18H157ZM167 17V18H166ZM140 18V19H139ZM143 18V19H142ZM149 18H151L150 20H149ZM152 18H153V20L156 22V24L158 23V25L157 26H159V27H157V28H160V29H158V32L156 31L157 30V28H155L156 27V24L154 23V21L152 20ZM157 18V19H156ZM48 19V20H47ZM124 19H125V21H124ZM133 19V20H132ZM136 19H138V20H136ZM159 19V20H158ZM4 20V21H3ZM47 20V21H46ZM103 20H105V22L103 21ZM111 20V21H110ZM136 22H135V21ZM141 20V21H140ZM172 20H174V21H172ZM50 21V20H49ZM122 21L124 22V23H122ZM129 21H131V22H129ZM136 23V24H134V22ZM138 21V22H137ZM148 21H150L151 22V24H150V22H148ZM159 21V22H158ZM167 21V22H166ZM227 21H229L228 22V26L226 25L227 24ZM4 22V23H3ZM6 22V23H5ZM47 22V23H46ZM85 22V23H84ZM104 22V24H102ZM107 22V23H106ZM115 22V23H114ZM127 22V23H126ZM133 22V23H132ZM141 22V23H140ZM142 22L145 24L146 23V25L145 26H143L142 25ZM211 22V23H210ZM25 23V24H26ZM109 23V24H108ZM112 23V24H111ZM130 23V24H129ZM139 23L141 24V25H139ZM147 23H149V24H147ZM173 23V24H172ZM180 23V24H179ZM5 24V25H4ZM45 24H47L48 25V27L46 28L45 26H43V25H45ZM79 24V23H78ZM100 24V25H99ZM117 24V25H116ZM125 24H129V25H127V27L128 28H122V27H124V26H126ZM160 24V25H159ZM232 24V25H231ZM124 25V26H123ZM134 28L135 27V29H136V26H137V31L136 32H133L134 31V29L133 28H131V26ZM136 25V26H135ZM147 25H149V26H147ZM150 25H151V27H150ZM178 25V26H177ZM181 25H183V27L181 26ZM186 25V26H185ZM33 26V27H32ZM140 26V27H139ZM141 26H143V27H141ZM174 26V27H173ZM177 26V27H176ZM182 27V28H178V27ZM227 26V27H226ZM105 27H106V29H105ZM148 27V28H147ZM152 28L151 30H152V32H151V30H150V28ZM154 27V28H153ZM228 27H231L230 29L228 28ZM234 29H233V28ZM42 28V29H41ZM44 28V29H43ZM82 28H84V27H82ZM81 28V29H82ZM143 28V29H142ZM145 28H146V30H150V32H149V30H148V32L149 33H143V32H147L146 30H145ZM175 28H176V30H175ZM189 28V29H188ZM34 29V30H33ZM48 29V30H47ZM133 29V30H132ZM140 29V30H139ZM165 29V30H164ZM182 29V30H181ZM227 29H229V30H227ZM7 30V31H6ZM33 32H32V31ZM83 30V29H82ZM107 30V31H106ZM127 30V31H126ZM144 30V31H143ZM164 30V33L162 32ZM167 30V31H166ZM172 30L174 31L175 30V32H172ZM179 30H181V31H179ZM9 31V32H8ZM126 31V32H125ZM140 31V32H139ZM155 31L157 32V33H155ZM162 32V34H161V36H160V33ZM166 31V32H165ZM177 31H179V33L177 32ZM183 31V32H182ZM206 33H205V32ZM228 33H227V32ZM231 31V32H230ZM134 34H133V33ZM177 32V33H176ZM204 32V33H203ZM9 33V34H8ZM56 35H55V34ZM140 33H143V34H140ZM153 33V35H151ZM168 33V34H167ZM173 33H174V35H173ZM181 33V34H180ZM186 33V34H185ZM187 33H189V34H187ZM225 33H227V34H229V35H227V34H225ZM10 34H11V36H13V37H11L10 36ZM112 34V35H111ZM124 34H125V36H127L126 38L129 40V39H132V41L131 40H125V36H124ZM127 34V35H126ZM144 34H147L148 36L150 35V37H148L147 35H144ZM155 34V35H154ZM166 35V37H165V35ZM171 34V35H170ZM176 34V35H175ZM183 34V35H182ZM207 34V35H206ZM83 35V37L85 38V36ZM110 35V36H109ZM121 35H122V37H121ZM132 35V36H131ZM139 35H140V37H139ZM186 37H185V36ZM200 35V36H199ZM208 35L210 36V38H211V40H213V41H215V42H211V40H210V38L208 37ZM233 35V36H232ZM106 36H108L107 38H106ZM134 36L136 37V36H138V37H136V38H138V39H134ZM162 36H164V37H162ZM171 36H173L172 38H171ZM175 36V37H174ZM178 36H179V38H178ZM181 36V37H180ZM205 36V37H204ZM213 36H214V38H215V40H214V38H213ZM218 36V37H217ZM221 36H224L223 38H221ZM230 36H232V38H229V39H233V41L232 40H229L228 39V37H230ZM59 37V38H58ZM67 37V38H66ZM90 36H86V38H91ZM132 37V38H131ZM149 39H148V38ZM157 37H159V38H157ZM168 37V38H167ZM204 37V38H203ZM209 39H207V38ZM14 38V39H13ZM55 38V39H54ZM66 38V39H65ZM156 38V39H155ZM166 38V39H165ZM175 40H174V39ZM17 39V40H16ZM104 39V38H103ZM125 41H124V40ZM142 40V41H140V40ZM153 40V42H152V40ZM178 39V40H177ZM200 41H199V40ZM207 39V40H206ZM217 39H218V41H217ZM21 40V41H20ZM123 40V41H122ZM145 40V41H144ZM146 40H148L149 41V43H148V41H146ZM156 40H159L158 42H159V45L157 44L158 42H155ZM166 40V41H165ZM221 40V41H220ZM223 40V41H222ZM225 40V41H224ZM236 40H238V41H236ZM9 41V40H8ZM81 42H84V40L82 41V40H80ZM117 41V40H116ZM126 41H128L127 43H125ZM134 41V42H133ZM162 41V42H161ZM164 41V42H163ZM11 42V41H10ZM114 42V41H113ZM137 42V43H136ZM140 42H141V44H140ZM143 42H145V43H143ZM152 42V43H151ZM161 42V43H160ZM207 42H208V45H207ZM218 42V43H217ZM229 42V43H228ZM231 42H232V44H231ZM234 42V43H233ZM236 42V43H235ZM62 43V44H61ZM66 43V44H65ZM118 43V42H117ZM121 43H123V45H121ZM149 45H147V44ZM150 43H151V46H150ZM156 45H155V44ZM204 43V44H203ZM210 43V44H209ZM220 43V44H219ZM64 44H65V46H64ZM115 42H114V45L113 46H115ZM138 44V45H137ZM154 44V45H153ZM187 44V47L185 46ZM226 44V45H225ZM63 45V46H62ZM137 45V46H136ZM139 45H142V46H139ZM176 45H178V46H176ZM182 47H181V46ZM189 45V46H188ZM223 45V46H222ZM235 45H237V47L235 46ZM157 46V47H156ZM159 46V47H158ZM207 46H208V49H207ZM213 46V47H212ZM216 46V47H215ZM48 47V48H47ZM58 47H60V48H58ZM123 49H122V48ZM156 49H155V48ZM175 47V48H174ZM198 47V48H197ZM44 48H46L45 50H44ZM136 48H137V50H136ZM154 48V49H153ZM171 48V49H170ZM192 48H193V50H192ZM211 48V49H210ZM12 49V50H13ZM145 49V50H144ZM178 49H180V50H178ZM187 49V50H186ZM40 50V51H39ZM51 50V52L49 53V51ZM140 50V51H139ZM150 50V51H149ZM154 50V51H153ZM158 50V51H157ZM190 50H192V52L193 53H191V51ZM199 50V51H198ZM37 51L39 52V53H37ZM46 51V52H45ZM117 51V52H116ZM152 51V55H149V54H151L150 52ZM186 51H188V52H186ZM218 51H219V53H218ZM36 52V53H35ZM48 52V53H47ZM137 52V53H136ZM186 52V53H185ZM198 52H200L199 54H198ZM28 53V54H27ZM140 53H143V55H141ZM148 54V56H146L147 54ZM188 53V55H186ZM192 55H191V54ZM213 53V54H212ZM50 54H51V56H50ZM136 54V55H135ZM196 54V55H195ZM19 55V56H20ZM48 55V56H47ZM116 55V56H115ZM138 55V56H137ZM186 55V56H185ZM200 55V56H199ZM213 55V56H212ZM215 55V56H214ZM222 57H221V56ZM50 56V57H49ZM82 56H84L83 54H82ZM142 56V57H141ZM149 57L148 59L146 58V57ZM190 56V57H189ZM193 56V57H192ZM203 58H202V57ZM220 56V57H219ZM22 57V58H23ZM137 57H138V59H139V57H141L142 58V60L144 59V57H145V60H147V61H142L141 62V64L142 65H140L138 62V59H137ZM205 57V58H204ZM218 57V58H217ZM260 57V58H259ZM84 58V57H83ZM225 58V61L223 62V59ZM85 59V58H84ZM84 59H82V60H84ZM136 59V60H135ZM150 59V60H149ZM215 59H217V60H215ZM134 60L136 61V63L134 64ZM149 60V61H148ZM130 61H131V63H130ZM209 61V62H208ZM214 61H216V62H214ZM88 62V61H87ZM129 62V63H128ZM149 62V63H148ZM51 63H54V64H51ZM113 63V62H112ZM127 63V65H129V66H126V65H123V64H126ZM146 63H148V65L146 64ZM150 63H151V65H150ZM217 63V64H216ZM226 63V64H225ZM80 64V65H79ZM88 65H87V67L89 66V63H87ZM134 64V65H133ZM138 65V67H137V65ZM229 64V65H228ZM234 64H235V66H234ZM23 65V66H22ZM81 65H83V66H81ZM114 65V66H115ZM136 65V66H135ZM144 66L143 67V69H141L142 67H140V66ZM146 65V66H145ZM218 65H220V66H218ZM230 66V67H228V66ZM261 65V66H260ZM80 66V67H79ZM135 66V67H134ZM208 66V67H207ZM231 66H234V67H231ZM77 69H76V68ZM90 67V66H89ZM88 67V68H89ZM132 67V68H131ZM137 67V68H136ZM221 67V68H220ZM76 69V71H75V69ZM136 68V69H135ZM147 68V69H146ZM207 70H206V69ZM229 68V69H228ZM232 68H233V70H232ZM235 68V69H234ZM237 68V69H236ZM239 68V69H238ZM24 69H25V71H24ZM210 69V70H209ZM226 69H228V70H230L231 69V71H233L234 72V76L232 77V78H230L229 77V80L228 81H230L231 82V86H230V88H229V84H228V87H226L225 86V88H227V89H224V84L226 85L228 82H227V79H228V77H227V75L225 74V72H223V71H228V70H226ZM243 69V70H242ZM15 70V71H14ZM41 70V71H40ZM136 72H135V71ZM223 70V71H222ZM237 70V72H235ZM238 70H240V71H238ZM257 70V71H256ZM14 71V72H13ZM30 71V72H29ZM83 71V72H82ZM131 71V72H130ZM148 71V72H147ZM209 71V72H208ZM243 71V73H241ZM247 73H246V72ZM259 71V72H258ZM24 72V73H23ZM44 72V73H43ZM55 72V73H54ZM59 72V73H58ZM76 72V73H75ZM85 72V73H84ZM125 72V71H124ZM152 72V73H151ZM206 72V73H205ZM240 72V73H239ZM28 73H32V78L30 77V78H27V77H29V75L30 74H27ZM62 73V74H63ZM72 73V74H71ZM212 75H210V74ZM224 73V74H223ZM239 73V74H238ZM248 73H249V75H248ZM62 74H60V76L62 75ZM77 76H76V75ZM84 74V75H83ZM144 74V75H143ZM201 74H202V76H201ZM221 74H222V76H221ZM242 74H243V76H242ZM247 74V77L248 76H250V75H252V76H250V77H248L249 79H247V77L245 76L244 77V75H246ZM255 74V75H254ZM257 74H259V75H257ZM12 75V76H11ZM37 75H38V77H37ZM74 75V76H73ZM81 75V76H80ZM127 75H131V76H127ZM148 75V77H146ZM205 75V76H204ZM208 75V76H207ZM225 75V76H224ZM262 75V76H261ZM93 76V77H92ZM96 76V77H95ZM211 76V77H210ZM239 76V77H238ZM240 76H242V77H240ZM259 78H258V77ZM21 77V78H20ZM25 77V78H24ZM70 77V78H69ZM81 77H83V78H81ZM206 77H208V78H206ZM224 77H227V79L226 78H224ZM53 78V79H52ZM98 78V79H97ZM148 78V79H147ZM149 78H151L152 80H153V78H154V80L156 79L157 80V83L159 84L160 82H163V79H164V81H166L167 80V82L168 83H160L161 84V86H160V84H159V88L158 89H163L162 91L161 90H158V89H156L157 91L156 92H149V91H147V90H145V88L144 87H142V82H144V83H146V81L148 80V81H150L149 80ZM157 78H159V79H157ZM162 78V79H161ZM165 78H166V80H165ZM202 78H204V79H202ZM221 78H223V79H226V80H223V79H221ZM239 80H237V79ZM246 78V79H245ZM257 78V79H256ZM9 79H10V81H9ZM16 79V80H15ZM30 79V81H27V80H29ZM34 79H35V81H36V83H35V81H34ZM47 79V80H46ZM51 79V80H50ZM64 79V78H63ZM144 79H147V80H145V81H143ZM161 79V80H160ZM216 79V80H215ZM217 79H218V83H217ZM221 79V80H220ZM236 79V80H235ZM241 79V80H240ZM252 79L254 80V81H252ZM17 80H19V81H17ZM23 80V81H22ZM65 80V79H64ZM63 80V81H64ZM158 80H160V81H158ZM213 80H215V81H213ZM233 80V81H232ZM248 80V81H247ZM15 84V85H13V83ZM48 81H50V82H48ZM53 81H58L57 82V84L55 83V82H53ZM99 82L98 84H97V82ZM172 83H171V82ZM209 81V82H208ZM241 81V82H240ZM242 81H244V82H242ZM247 81V83H248V85L250 86H248L247 85V83H245ZM249 81H252V82H249ZM256 81V82H255ZM261 83H260V82ZM3 82V83H2ZM11 82V83H10ZM16 82V83H15ZM23 82H24V84H23ZM140 82V83H139ZM222 82H223V86H222ZM229 82V83H230ZM237 82V83H236ZM17 83H18V85H17ZM38 83V84H37ZM55 83V84H54ZM156 83V82H155ZM208 83V84H207ZM214 83H216V85L218 86V84H219V87H217V86H215L214 85ZM221 83V84H220ZM235 83V84H234ZM239 83H241L240 85L242 86L243 85V87H244V89H242L243 87H241L240 85H239ZM2 84H4L3 86H5L4 88H6V90H7V84H8V91H5V89L3 88V86H2ZM9 84H11L10 86H9ZM97 84V85H96ZM139 84V85H138ZM141 84V85H140ZM211 84V85H210ZM252 84H254V85H252ZM257 84V85H256ZM90 85H91V87H90ZM93 85V86H92ZM213 85H214V87H213ZM221 85V86H220ZM235 85H236V87L237 86H240L241 88H235ZM244 85H246V87L244 86ZM256 85V86H255ZM1 86H2V88H3V90H1L2 88H1ZM36 86V87H37ZM47 86V87H46ZM97 86V87H96ZM9 87H10V89H9ZM15 88V89H13L12 90V88ZM42 87V86H41ZM132 87L133 88H135V89H133L132 90ZM169 87V86H168ZM172 87V86H171ZM213 87V89L211 90V88ZM222 87H223V89H222ZM253 87V88H252ZM39 88H40V86H39ZM222 90H221V89ZM42 89V88H41ZM40 89V90H41ZM60 89V90H59ZM64 89V90H63ZM144 89V90H143ZM167 89V88H166ZM207 89V90H206ZM238 89V90H237ZM249 89V90H248ZM253 89V90H252ZM18 90V91H17ZM25 90H26V92H25ZM51 90V91H50ZM58 90V91H57ZM63 90V91H62ZM101 90V91H100ZM216 90V91H215ZM234 90H233V92H234ZM242 90V91H241ZM49 91V92H48ZM75 91V92H74ZM90 91V92H89ZM141 91V92H140ZM143 91H145V93L143 92ZM169 91V90H168ZM247 93V91H248V93H249V95L251 94V97H249L248 96V94H246L245 92ZM15 92V93H14ZM51 92V93H50ZM56 92H59V93H57L56 94ZM143 92V93H142ZM212 92V93H211ZM214 92H215V94H214ZM222 92V93H221ZM226 92V93H225ZM232 92V93H233ZM17 93V94H16ZM26 93V94H25ZM49 93V94H48ZM53 93V94H52ZM61 93H63V94H61ZM100 93V94H99ZM102 93V94H101ZM231 93V92H230ZM231 93V94H232ZM244 93V94H243ZM59 94V95H58ZM142 94V95H141ZM149 94H150V96H149ZM179 94V95H178ZM222 94V95H221ZM225 94V95H224ZM229 94V93H228ZM22 95V96H21ZM28 95V96H27ZM64 95V96H63ZM102 95L103 96V98H102V96H101V98H100V96ZM152 95V96H151ZM154 95V96H153ZM158 95H160L162 98H161V100H154V101H152V98H156V96H158ZM194 95V96H193ZM221 95V96H220ZM230 95V94H229ZM236 95V94H235ZM234 95V96H235ZM14 96V95H13ZM51 96H52V98H51ZM54 96H56V97H59V99L58 98H55L54 99ZM77 96V97H76ZM160 96H158V98L157 99H159L160 98ZM226 96H228V97H226ZM231 96V95H230ZM247 96V98H244V97H246ZM23 97V98H22ZM27 97V98H26ZM42 97V96H41ZM83 97V98H82ZM178 97V98H177ZM16 98H18L17 100H16ZM20 98V99H19ZM86 98V99H85ZM93 98V99H92ZM97 98V99H96ZM100 98V99H99ZM26 99V100H25ZM57 99V100H56ZM62 100V101H60V103H61V108H60V106H59V104L60 103H58V100ZM84 99V100H83ZM140 99V100H139ZM149 99V101H147ZM198 99H200L199 101H198ZM251 99V100H250ZM22 100H23V102H22ZM41 100H40V102H41ZM98 100V101H97ZM99 100H102V101H99ZM112 101H115V100H113V99H111ZM110 99H109V101L107 100V102H110L111 101ZM144 100V101H143ZM166 100H167V102H166ZM168 100H170V101H168ZM177 100V101H176ZM202 100V101H201ZM237 99H235V101H236ZM54 101V102H53ZM97 101V102H96ZM111 101V102H112ZM175 101V102H174ZM242 101H239V102H242ZM111 102L110 103H108V104H110L111 105V109H112V111L114 110V112L116 113H118V115H115V116H113L114 118H115V120H113V121H111V123H109L110 124V126L112 125V123L113 122H115L116 120H118L117 122H119L120 120H121V118H122V120L123 121H120L121 123H122V126L123 127H125L126 125H127V127L128 128H130V129H128V130H133V129H135L134 127H132L131 128V113L130 112H128L127 111V109L126 108H123V106L121 105V108H123V109H126V111L128 112V113H130V115L124 110L123 111V109H121L120 111H119V107H120V105H118V103L117 102H115L117 105H116V107L117 106H119L118 108H117V110L119 111H115V103L113 104V102H112V104H111ZM19 103V104H18ZM47 103V104H46ZM58 103V104H57ZM83 103V104H82ZM135 103H137V102H135ZM150 103V102H149ZM172 103V104H171ZM202 103V104H201ZM216 103V104H215ZM253 103V104H252ZM41 104V103H40ZM98 104V105H97ZM100 104H102V106L100 105ZM145 104V103H144ZM178 104V105H177ZM219 104H220V106H219ZM225 104V105H224ZM23 105V106H22ZM25 105H27V107L25 106ZM51 105H52V107H51ZM96 105V106H95ZM148 105H152V103H150V104H148ZM155 105V107H156V105L157 104H154ZM225 106V108L223 109V107ZM22 106V107H21ZM41 106H43L42 104H41ZM153 106V105H152ZM163 106V107H162ZM175 106V107H174ZM200 106H202V107H200ZM215 106H218L217 108L215 107ZM44 107V106H43ZM69 107V108H68ZM96 107V108H95ZM173 107V108H172ZM178 107V108H177ZM30 108V109H29ZM60 108V109H59ZM63 108V109H62ZM80 108V107H79ZM256 108H255V110H256ZM259 108V109H258ZM171 109H173V110H171ZM219 109V110H218ZM221 109V110H220ZM29 110V111H28ZM160 110V111H159ZM201 110V111H200ZM99 111V112H98ZM178 111H180V112H178ZM219 112V114H218V112ZM262 111V112H261ZM82 112V113H81ZM114 112H112V113H114ZM121 112V113H120ZM123 112H124V114H125V112L129 115V117H127V114H126V119H130V121H128L127 122V124L125 125V124H123V122L125 123V119H123ZM185 112V113H184ZM94 113V114H93ZM114 113V114H115ZM151 113H149V114H151ZM201 113V114H200ZM225 113V114H224ZM22 114H23V116H22ZM30 114H32L31 116H30ZM96 114V115H95ZM120 114H122V116L120 115ZM149 114L147 115V116H149ZM158 116H157V115ZM170 114V113H169ZM189 114H192V111H191V113H189ZM189 114H187V115H189ZM210 114V115H209ZM213 114V115H212ZM218 114V115H217ZM25 115V116H24ZM99 115H98V117H99ZM121 117H120V116ZM178 115V114H177ZM263 115L261 116V117H263ZM32 116H34L33 118L36 120L35 122H33V118H31ZM94 116V117H93ZM146 116V117H147ZM183 116V115H182ZM212 116V117H211ZM216 116L217 117H219L218 119L216 118ZM73 117V118H72ZM82 117V118H81ZM119 117H120V120H119ZM150 117V116H149ZM152 117H150V119L152 118ZM179 117H180V115H179ZM183 117H186V114L183 116ZM225 117H226V119H225ZM72 118V119H71ZM97 120H96V119ZM118 118V119H117ZM216 118V119H215ZM80 119H82V120H80ZM95 119V120H94ZM147 119H149L148 117H147ZM145 117H144V122H142V123H145L146 124V120H147ZM197 119H195V121L197 120ZM220 119V120H219ZM225 119V120H224ZM228 119V120H227ZM264 119V117L262 118V120ZM152 120H153V118H152ZM149 121H151V120H149ZM148 121V123L150 124V122ZM217 121V122H216ZM26 122H28V123H26ZM117 122H115L114 123V126L113 127H115V124L117 123ZM200 121H198L197 120V122L196 123H194L195 125V127L197 128V126H196V124L198 123L200 126H201V123H199ZM225 124H227L225 127L224 126H222V125H225ZM229 122V123H228ZM263 122H264V120H263ZM34 123H36V124H34ZM192 123V124H193ZM218 123V124H217ZM262 123V122H261ZM70 124H72L73 125V123H70ZM100 124V123H99ZM128 124H130V126H128ZM264 123H262V124H260V126L262 127L261 129L263 130L264 129V127L262 126ZM67 125H69V123L67 124ZM198 125V126H199ZM203 125V124H202ZM109 126V125H108ZM109 126V128L110 129H112L113 131L115 130V128H113L112 126L110 127ZM118 126V124L116 125V127ZM69 127H71V126H69ZM119 127V126H118ZM122 127V128H123ZM176 127V125L174 126V127H172L171 128V132H174V131H176V132H174V135L175 134H177V133H180V132H182L181 130H184V128L182 129V128H175ZM177 127H179L178 125H177ZM224 127V128H223ZM35 128V129H34ZM108 128V129H109ZM222 128V129H221ZM34 129V130H33ZM118 129V128H117ZM125 129V128H124ZM124 129H122L123 131H125ZM179 129H181L180 130V132H178L179 131ZM199 129V128H198ZM202 129V128H201ZM200 129V130H201ZM37 131V133H36V131ZM103 130H105V132L107 131V129L106 128H103ZM119 130V129H118ZM116 131L117 133L119 132V131ZM127 130V131H128ZM193 129H191V131H192ZM194 130H195V128H194ZM193 130V131H194ZM200 130H195V132H196V134H195V136H194V133L195 132H191L190 134H192L191 135V137L193 136L194 138L196 137L197 138V140L199 141V140H201V141H203L202 139L204 138V136L205 135H208L209 133L208 132H206L204 129H202V130H204L205 132H206V134H205V132H203L202 130L200 131ZM214 130V129H213ZM66 132L65 133H63V134H61V135H63V137H64V140H66V141H68L66 138H65V136H67V138L69 137V135L70 134H72V132H73V129L72 128H69V129H66L65 130ZM109 131V130H108ZM113 131H111V132H106L107 134L108 133H111V135L112 134H114L115 135V137H118L119 138V135L117 136V133L114 131V133H112ZM129 131V132H130ZM134 131V130H133ZM136 131V130H135ZM134 131V132H135ZM199 131V132H198ZM212 131V130H211ZM137 132H138V129H137ZM36 133V134H35ZM45 133V132H44ZM116 133V134H115ZM131 133V138L134 136V134H132V131L130 132ZM139 133V134H138ZM138 133H136L135 134V137H138L137 135H139V137H141L142 135H143V133L142 132H138ZM141 133V134H140ZM183 133V136L186 134V131H184V132H182ZM208 133V134H207ZM47 136H45L46 137V139H43V140H48V138H49V140H52V137H55V135L53 136V134H51V133H45ZM52 135V137H50L51 135ZM65 134V135H64ZM119 134V133H118ZM124 134H126V132L124 133ZM40 135V134H39ZM41 135H43V134H41ZM113 135V136H114ZM127 135V134H126ZM129 135V134H128ZM133 135V136H132ZM173 135V134H172ZM177 135H182V134H177ZM37 136H35L34 138H36ZM144 136V135H143ZM41 137V136H40ZM40 137H37L36 139H38V138H40ZM62 137V138H63ZM126 137V136H125ZM129 137H130V135H129ZM138 137V138H139ZM192 137V138H193ZM209 137V136H208ZM207 136H206V138H208ZM43 138H44V135H43ZM51 138V139H50ZM56 138V137H55ZM126 138H128V137H126ZM196 138L194 139V140H196ZM201 138V139H200ZM206 138H204V141L206 140ZM42 139V138H41ZM73 138H69V141H71ZM129 139V138H128ZM133 139V138H132ZM142 139L144 140V137H142ZM142 139H139V140H141L142 141V143L144 142V143H146L145 141H143ZM117 140H119V139H117ZM134 140V139H133ZM135 140H137L136 138H135ZM147 140V139H146ZM226 140H228V141H226ZM256 140V139H255ZM68 141V142H69ZM73 141V140H72ZM85 142H87L86 140H84ZM138 141V140H137ZM197 141V142H198ZM221 141H223V144H222V146L224 145V146H226V147H228L229 149L232 147V145H234L235 146V144H234V140H232L231 138H230V136H227V135H225L222 139H221ZM83 142V141H82ZM82 142L80 143V144H78V148H76L75 147V149H73V153H75L76 154V156H74V158L76 159H74L73 158V160H74V162H75V165L77 166L78 165V169H80V170H78V172H79V174H81L82 176H85V177H90L92 174L91 173H94L93 175H98L97 176V179H96V176H93V177H91V178H94V179H96L95 181H98V183H100V181H102V178H103V180H105V177L106 176H108L109 174H107V172H108V166H107V162H104V163H102V162H99V163H90V161H87L86 159H84L82 156H85L84 154H85V150L88 148V142H87V144L86 143H84L83 142V144H82ZM123 142V141H122ZM121 142V143H122ZM258 142V144H259V142H260V140L258 141H256V143ZM70 143V142H69ZM120 143V144H121ZM261 143H264V142H261ZM122 144H124V142L122 143ZM125 144H126V142H125ZM151 144H152V147H151ZM231 144V145H230ZM257 144V145H258ZM81 146V148H79L80 146ZM83 145V146H82ZM127 145V144H126ZM126 145H124V146H120V145H118V147L120 146V147H122V148H124ZM153 143H147V146L148 147H150L151 148V150H153V152H154V149H156L155 150V152H163L164 153V151L160 148V147H158V146H156L155 145V147H158V148H153ZM257 145H255V147L257 146ZM259 145H261V144H259ZM258 145V146H259ZM146 146V145H145ZM230 146V147H229ZM234 146H233V148H231V149H234ZM119 147V150L121 149ZM128 147V146H127ZM147 147V148H148ZM260 147H262V145L260 146ZM259 147V148H260ZM83 148V149H82ZM150 148H149V150H150ZM222 148H224V147H222ZM259 148H257V149H259ZM77 149V150H76ZM124 149H126V147L124 148ZM123 149V151H130V149L128 150V149H126V150H124ZM160 149H161V151H160ZM256 149V148H255ZM74 150H76V151H74ZM79 150V151H78ZM150 150V151H151ZM120 151H122V149L120 150ZM123 151L121 152V153H123ZM217 151V149L214 151V152H216ZM219 151V150H218ZM216 152L217 154L219 153V152ZM257 151H262L263 152V155H264V145H263V147H262V150H261V148H260V150H257ZM77 152H78V154H77ZM84 152V153H83ZM152 152V151H151ZM152 152V153H153ZM130 152H125V155L126 156H124V157H127L128 159H132V161L131 160H129V162L128 163H126V162H124V163H126V165L127 164H130L131 166H130V168H129V166H128V168L129 169H132L133 170V168H136V167H138V163H140L139 161H140V158L139 159H137V160H139V161H137V163L136 162H134L135 161V159L137 158V157H139V156H136V158H134L133 159V157H135L134 155H132L133 153H131V154H129ZM255 153H256V151H255ZM132 157V158H130V156ZM153 154H155V153H153ZM158 154H160V153H158ZM212 154H214L213 152L211 153V158H212V160H211V158H208V159H210L211 161L209 162V160L206 158V161H203V162H206V163H204L203 164V162L201 163V164H198V166L197 167H202L203 165L206 167V168H210L211 170H212V168H214L215 167V164H216V161L215 160H217V159H213V156H212ZM217 154H215V156L214 157H217L218 158V156L219 155H217ZM256 154H258V153H256ZM82 155V156H81ZM161 155V154H160ZM262 155V154H261ZM262 155V156H263ZM156 156V155H155ZM163 156H165V155H163L162 154V156H159V155H157L156 157L158 158H160V157H163ZM123 157V156H122ZM124 157H123V159H124ZM182 157V156H181ZM178 157V159L176 158V159H174L175 160V162L174 161H171V164H172V162H173V165L175 164V165H177V166H182V165H185V161H186V163L188 162V163H190V161L191 160H189V159H185L184 157ZM220 157L221 156H219V158H218V160L220 159ZM158 158V159H159ZM257 158L259 159H257L256 160V157H255V164L256 163H258V164H256V167H258V169L257 168H255V169H257V170H255V171H257V172H255L256 174H255V183H254V185H255V193L257 192V195H255L254 197H255V217L256 218H253L254 220H251V221H247V219H243L244 217L243 216H241L240 215V217L238 216L239 215V213H237V211L238 210H240L239 209V207L240 206H242V204H243V195L244 194H241V193H235L236 191H235V185H236V183L238 184V179L236 180V178H237V175H238V173L236 172V174L234 173V175L236 176H234L233 175V178H235L234 180L232 179V181L231 182H233V183H231L230 185V187L232 188V189H230V187H228L229 188V190H230V193L231 192H233L234 194L232 195V193L230 194L229 193V191H228V194H227V197H229V195H232V196H234V197H230V199H228V200H231V202L232 203H230L231 205V207L233 206V207H235V209H236V211H234L231 215V217L232 218H234L237 214V216L235 217L236 218V220L237 219H239V220H237L236 221V223L234 222L235 221V218L233 219L234 221H232V223H234L233 225L235 226L236 224V226H239V225H241V226H239V227H242L243 226V224H244V226H243V228H248V229H255V240H256V238H257V240H256V245H257V247L255 246V249H258L259 248V250H255L256 252H255V262H254V264H264V171L263 172H261L262 170L261 169H263L264 170V166L262 165V167H261V164L260 163H262V161H263V164H264V158L263 159H261V156H259V154H258V156H257ZM127 159V160H128ZM161 159V158H160ZM159 159V160H160ZM181 159V160H180ZM184 159H185V161H184ZM124 160H126V158L124 159ZM124 160H122V161H124ZM141 160H142V158H141ZM163 160H164V158L163 159H161V161L163 162ZM213 160H214V165H213ZM260 160H262L261 162H259ZM77 161V162H76ZM122 161H121V164H123L122 163ZM208 161V162H207ZM143 163L145 162V160L144 161H142ZM141 162V163H142ZM181 162V163H180ZM106 163V164H105ZM194 163V162H193ZM207 163H209V164H207ZM211 163V164H210ZM102 164V165H101ZM106 165L107 167H105L104 165ZM121 164H119L120 166H121ZM133 164V165H132ZM135 164L137 165V166H135ZM182 164V165H181ZM203 164V165H202ZM34 165H36L37 166V168H38V165L40 166V167H44L43 166V164H39V163H37V164H34ZM94 165V166H93ZM126 165H124L125 166V169H124V166H123V168H122V166H121V168H120V166H119V170L118 169H116L114 172H116L117 170L120 172H118L117 171V173H115V175H116V177H115V175H114V173H113V175L110 177V180H112V181H115V182H113V184H114V187L112 188V186L111 185H113L112 183H110V181H109V176L107 177L108 179V183L110 184V186H109V188H111V189H117L118 187V189L117 190H121V187L123 186V188H125L126 189V191L128 190L127 189V187H126V177H127V175H128V177H129V175L132 173V170H131V172L130 171H124V170H127L126 169ZM207 165H208V167H207ZM213 165V166H212ZM89 166V167H88ZM96 166H97V168H96ZM135 166V167H134ZM142 166H144V167H146V166H148V165H144V164H140V166L139 167H142ZM203 166V168H205ZM50 167V168H49ZM49 167H45L44 168V171H43V173H44V175H43V173H42V175L44 176V177H49L50 179H53L52 178V176L53 175H51L52 173H53V171H51V166H49ZM131 167H133V168H131ZM212 167V168H211ZM34 168V167H33ZM36 168V167H35ZM33 169L34 171L35 170H37V168L36 169ZM90 168H92L91 169V171L92 170H94V171H97L98 172V174H96L94 171H90ZM99 168V169H98ZM118 168V167H117ZM261 168V169H260ZM39 170H43V169H40V168H38ZM104 171H103V170ZM122 169V170H121ZM260 169V170H259ZM260 171V172H259ZM91 172V173H90ZM102 172H103V174H102ZM126 173V176L124 175ZM128 173V174H127ZM78 174V173H77ZM133 174V173H132ZM46 175V176H45ZM106 175V176H105ZM123 175H124V177H123ZM261 175H263V176H261ZM101 176H102V178H101ZM88 177V178H89ZM113 177V178H112ZM258 177V178H257ZM101 178V179H100ZM112 178V179H111ZM120 178H121V180H120ZM122 178H123V180H122ZM261 178V179H260ZM57 178H55V180L53 179V181L54 182H56L57 180H56ZM258 179V180H257ZM259 179L261 180V181H259ZM126 180V181H125ZM117 181V182H116ZM124 181V182H123ZM58 182V181H57ZM121 182H122V185H121ZM95 184H96V182H94ZM107 183V184H108ZM116 183H118V184H116ZM101 184V183H100ZM233 184V185H232ZM235 184V185H234ZM102 185V184H101ZM119 185V186H118ZM253 185V186H254ZM118 186V187H117ZM149 186H150V184H149ZM148 186V191L146 190V194H145V203L143 204V202H142V204L140 205L139 204V202H137L138 204V206L136 205V207L138 208V209H140V210H142V207H143V210H145L146 208H151L152 209V207L150 206H145V204L146 203H148V202H150V203H148V205L150 204V205H152L151 203L153 202V201H155L156 199V204L157 203H159V202H161V195H158V194H160L159 192L157 193V190H156V188H155V191H154V193H152L151 191V187L153 186H150L149 187ZM101 188H102V186H100ZM117 187V188H116ZM154 187H156L155 185H154ZM100 188V189H101ZM106 188V187H105ZM122 188V190H124L125 191V189H123ZM133 188L134 187H132V190H133ZM135 189L136 188H134V190L133 191H135ZM152 189H153V187H152ZM233 189H234V191H233ZM62 190V187H61V189H60V192H62L61 191ZM64 190V189H63ZM97 190H98V192H99V196H100V194L101 193H104V192H106V191H108V187L106 188V189H101V190H99V188L97 187ZM105 190V191H104ZM110 190V189H109ZM121 190V191H122ZM132 190H131V188H130V194H131V192H132ZM232 190V191H231ZM115 191L116 190H114V191H112V190H110V194L112 193V194H115ZM138 191V189H136V194H138L139 192H137ZM151 192L153 195L156 193V196H158V198H156L155 200L152 198V197H150L151 196V194H149V196H148V193L147 192ZM260 191V192H259ZM64 192V194L66 195V193H65V191H63ZM101 192V193H100ZM114 192V193H113ZM107 193V192H106ZM106 193H104V195L106 194ZM133 193V192H132ZM135 193H133V197L136 195ZM64 195V197H65V200H66V196ZM103 195V194H102ZM101 195V196H102ZM140 195V194H139ZM148 197H147V196ZM155 195L153 196V197H156ZM171 196V195H170ZM169 196V197H170ZM240 196V197H239ZM241 196H242V198H241ZM245 196V195H244ZM257 196V197H256ZM64 197L62 198V195H61V198L62 199H64ZM132 197V196H131ZM136 197V196H135ZM149 199V200H151L152 201V199H153V201L151 202V201H148L147 202V198ZM152 198V199H150V198ZM160 197V198H159ZM239 199H238V198ZM2 194L0 193V200H2ZM237 198V199H236ZM48 199H50V201L48 200ZM160 201H159V200ZM163 197H162V202H164L163 201ZM169 199H171V198H169ZM173 199V198H172ZM46 200L47 201H49V202H52L51 200H52V196H50V195H47V198L43 201V203H44V205H46L45 203H46ZM65 200H63V202H64V204H66V207L69 209L70 207H68V206H71V208H72V202H74L76 205H78V207H79V204L77 203V200L75 199V201L74 200H72V202L70 203L69 202V204L65 201ZM70 199H68L67 201H69ZM165 200V199H164ZM239 200V201H238ZM258 200V201H257ZM62 201V200H61ZM71 201V200H70ZM159 201V202H158ZM260 201H261V203H260ZM49 202H47V203H49ZM62 202V203H63ZM66 202V203H65ZM140 202H141V200H140ZM228 202H230V201H228ZM235 202V203H234ZM257 202V203H256ZM263 202V203H262ZM117 203H118V206H119V204H120V202L117 200ZM122 203V202H121ZM71 204V205H70ZM74 204V205H75ZM155 204V203H154ZM153 204V205H154ZM155 204V205H156ZM160 205H162L161 203H159ZM159 204H157V205H159ZM75 205V206H76ZM121 205V204H120ZM160 205L158 206V207H160ZM164 205V204H163ZM197 205H199L198 203H197ZM235 205V206H234ZM237 205H239V206H237ZM257 205V206H256ZM260 205H262V206H260ZM55 206V208H57L58 206H56V205H54ZM75 206H73V208L72 209H70V212H69V210H67V213L65 212V210H63V212L64 213H66L67 215H70V218H68L69 216H65L64 218L66 219V221L65 220H63V221H61V222H59V224L58 225H56V228H57V226H59L60 225V223L62 224V222L65 224L67 221V225L65 224H62V225H64V226H70V225H74L75 223L73 222V221H75L76 222V225L78 224L77 222H79L80 220H79V218H78V216L76 215V213H75V215H73V216H76L78 219L76 220V217H73L72 216V213H74L73 211H72V213H71V210H73V209H76V210H78V208H76ZM144 206L146 207L145 209H144ZM259 206H260V208H259ZM120 207L121 208H125V206L124 205H121V206H119V209H120ZM135 207V208H136ZM201 207V206H200ZM258 207V208H257ZM55 208H50L51 210V213H53V214H51V218L53 219V220H55V223L56 222H58L59 220V218L58 217H60L59 216V214H60V210H59V208H57L58 210H55ZM66 208V209H67ZM136 208V209H137ZM155 208H157V207H155ZM162 208V209H161ZM161 208H160V210L161 211H163V206H161ZM153 209H154V207H153ZM159 209V208H158ZM258 209H260L259 210V212H261V213H259L258 212ZM147 210H150V209H147ZM160 210H157L156 209V211L157 212H155V209H154V215L155 214H157V213H159L160 212ZM203 210L204 211H206V213L207 214H209V213H211V210H209V209H207V208H203ZM208 210L210 211L209 213H208ZM230 210H232V209H230ZM233 210H234V208H233ZM232 210V211H233ZM56 211L58 212L57 214H55L56 213ZM76 212V211H75ZM151 212H153V211H151ZM70 213V214H69ZM122 213V212H121ZM147 213H149V211L147 212ZM235 213H237L236 215H235ZM152 214V213H151ZM160 214H161V212H160ZM122 215L123 216H125L126 215V213L124 212V213H122ZM153 215V214H152ZM233 215H235L234 217H233ZM257 215V216H256ZM54 216V217H53ZM58 216V217H57ZM72 216V217H71ZM156 216V215H155ZM157 216H160V215H157ZM161 217H163L162 215H161ZM239 217V218H238ZM63 218V219H64ZM72 218V219H71ZM68 219V220H67ZM70 219V220H69ZM75 219V220H74ZM57 220V221H56ZM230 220H232V219H230ZM70 221V222H69ZM54 222V221H53ZM249 222H250V224H249ZM70 223V224H69ZM242 223V224H241ZM69 224V225H68ZM239 224V225H238ZM252 224H253V226L255 227V228H253V226H252ZM163 225V224H162ZM162 225H161V228L159 229V230H161L162 229V231H163V233H164V231L166 230V231H168V233L167 234H170L169 232V230H167L168 229V227H169V225H167L166 226V228L164 227L165 226V224H164V226L162 227ZM248 225H250V226H252V228H250V227H248ZM71 227V226H70ZM69 227V228H70ZM73 227H75V225L73 226ZM164 228H165V230H164ZM246 228V229H247ZM94 229V228H93ZM67 231H69L68 233H67ZM70 231L72 232L73 231V229H72V227H71V230L70 229H67V227H66V234H68V235H70ZM96 231V230H95ZM127 230H123V232H124V234H123V236H125V237H122V238H126L127 237V240H125V243L128 245V243L129 242H131V241H134V239H135V237H137L139 234L137 233L138 232V230L137 231H135L134 233H132V231L130 232V231H127ZM162 231H160V233L162 232ZM98 232V231H97ZM129 232V233H128ZM99 233V232H98ZM142 233V232H141ZM72 234V233H71ZM100 234V233H99ZM99 234H96V232H95V235H98V238L96 239L97 241H96V243H98V245H99V240L101 241V239H103L101 236V238L99 237ZM129 234V235H128ZM164 234H166V233H164ZM164 234H160L161 236H159L157 239H156V237H154L155 238V240L153 239V237H151L153 240H151V238H149V235L147 236V233H145L144 235H143V242H147L148 244H150V246H155V247H157L158 245L159 246H161V245H163L164 243V245L163 246H166L167 244H166V241L168 242V245H169V243H171L172 242V240L171 239H168L167 237H169V236H167V234H166V236H163ZM258 234V235H257ZM22 235V234H21ZM20 235V236H21ZM25 235V234H24ZM65 235V234H64ZM68 235L66 236L67 238H66V242L67 241H69L68 243H65L66 245L68 244H70L69 245V247H67L68 249H71L72 248V240H68L70 237H71V235L68 237ZM101 235V234H100ZM131 235V236H130ZM135 235H137V236H135ZM145 235H146V238H145ZM257 236V237H256ZM24 238H22V237H20V238H22L21 239V243H22V245H21V248L20 247H17V248H19V249H14V254H16V255H14V257L15 258H17V260H18V257H17V253H20L21 255H23V254H25V253H22V250H24L23 252H25L26 251V245H28V243H29V239L28 238H26L25 236H23ZM140 237V236H139ZM140 237V239H142ZM19 238V239H20ZM130 240H129V239ZM145 238V239H144ZM148 238H149V240L151 241H149L148 240ZM164 238V239H163ZM169 238H171V237H169ZM25 239H28L27 241L25 240ZM70 239H72V238H70ZM117 239V238H116ZM124 239H122L123 241H124ZM161 239V240H160ZM165 239H168V240H166L165 241ZM109 240V239H108ZM118 240H119V238L117 239V241H116V243H118ZM147 240V241H146ZM156 240H160V241H156ZM164 240V242L161 244L160 242H162ZM259 240V241H258ZM23 241V242H22ZM70 241L72 242V243H70ZM115 241V240H114ZM113 240L111 241V240H109V241H107V243L108 242H114ZM129 241V242H128ZM171 241V242H170ZM220 241V240H219ZM219 241H218V243H219ZM153 242H156V243H153ZM159 242V243H158ZM194 243H196L195 242V240L193 241ZM103 242H101V244H102ZM106 243V246H104V245H102V246H100V247H102L104 250H105V247H106V249H108L107 247L108 246H110L111 244H107ZM259 243V244H258ZM100 244V245H101ZM114 244H115V242H114ZM67 245V246H68ZM98 245H97V248H99L98 247ZM113 245V244H112ZM9 245H7L6 247H8ZM259 246V247H258ZM71 247V248H70ZM132 247H134L133 245H132ZM8 248H11L12 250H13V248L12 247H8ZM73 248H74V246H73ZM72 248V249H73ZM102 248H99V249H102ZM70 250L69 251V253L67 252V254H69V256L67 255V257H69L70 258V255H71V257L72 258H74V256L73 255H75V253L76 254H78L77 252V249L75 250V248H74V252H73V250ZM133 250H135L134 248H132V252H133ZM75 251H77V252H75ZM74 254H73V253ZM229 253V255H232V253L229 251L228 252ZM21 255L19 256V262H21V261H24L25 260V258L26 257H28L27 256V254H25V255H23L22 257H23V259H20V258H22L21 257ZM238 257H235V256H230L229 257V259L232 261V263H234L235 262V260L237 259ZM27 259V258H26ZM239 259L240 258H238L237 260H236V262L238 261L239 262ZM28 260V259H27ZM26 260V261H27ZM69 260V259H68ZM66 261V264H69V263H67V262H69V261ZM24 263H28V261L27 262H25L24 261ZM208 264H223V259H222V256H221V253L219 252V251H214L213 253H212V255H211V257H210V261H208Z\"/></svg>",
    "mask_w": 264,
    "mask_h": 264
}]
</instances>
